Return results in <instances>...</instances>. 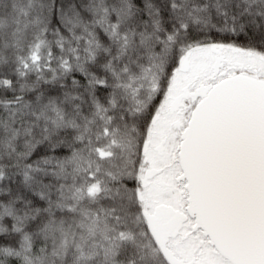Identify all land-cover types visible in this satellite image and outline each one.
Instances as JSON below:
<instances>
[{
    "label": "snow or ice",
    "instance_id": "snow-or-ice-1",
    "mask_svg": "<svg viewBox=\"0 0 264 264\" xmlns=\"http://www.w3.org/2000/svg\"><path fill=\"white\" fill-rule=\"evenodd\" d=\"M0 264H264V0H0Z\"/></svg>",
    "mask_w": 264,
    "mask_h": 264
}]
</instances>
